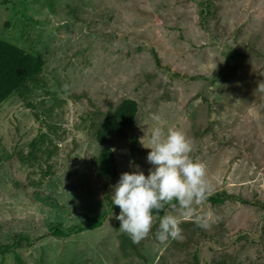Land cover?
<instances>
[{
    "label": "rangeland",
    "instance_id": "obj_1",
    "mask_svg": "<svg viewBox=\"0 0 264 264\" xmlns=\"http://www.w3.org/2000/svg\"><path fill=\"white\" fill-rule=\"evenodd\" d=\"M212 1L216 13L204 25L202 0H0V39L45 60L28 98L11 96L0 108V238L32 239L0 255V264H264V0ZM233 46L241 54L228 63ZM124 99L139 104V142L131 150L128 133L112 137L106 146L117 161L106 178L93 167L103 147L94 112ZM153 114L165 132H186L212 194L227 197L195 207L194 215L213 213L210 229L173 203L137 244L106 198L122 173L153 168L141 142L157 126ZM41 130L58 148L48 144L34 151L37 165L23 163L16 154ZM47 158L51 175L43 173ZM103 214L96 229L50 235L54 222ZM166 214L181 219L182 238L161 243Z\"/></svg>",
    "mask_w": 264,
    "mask_h": 264
},
{
    "label": "clouds",
    "instance_id": "obj_2",
    "mask_svg": "<svg viewBox=\"0 0 264 264\" xmlns=\"http://www.w3.org/2000/svg\"><path fill=\"white\" fill-rule=\"evenodd\" d=\"M157 126L152 127L147 144L151 151L147 161L153 165L149 174L139 170L124 172L114 186L112 204L121 209L115 218L121 222L120 230L127 233L133 243H140L150 233L154 217L175 201L184 215H194L196 206L212 195V186L207 178V166L193 159V141L185 131L159 126L160 117L153 114ZM146 135L148 133L146 132ZM194 222L208 230L215 223L211 211L195 214ZM181 219L166 214L159 222L157 239L164 243L169 238H182Z\"/></svg>",
    "mask_w": 264,
    "mask_h": 264
},
{
    "label": "trees",
    "instance_id": "obj_3",
    "mask_svg": "<svg viewBox=\"0 0 264 264\" xmlns=\"http://www.w3.org/2000/svg\"><path fill=\"white\" fill-rule=\"evenodd\" d=\"M200 4L201 8L199 13L203 18V24L206 25L210 21V17L215 16L214 13H216V10L212 0H202ZM230 51L232 54L231 56H228V63L236 55L241 54V50L235 46L230 48ZM44 65L45 60L39 54L30 53L24 48H21L8 40L0 39V108L2 103L11 96L26 98L31 92L28 84L29 81H37L39 79L40 74L43 72ZM222 74L224 75L225 73L222 72ZM201 77L202 76L200 75H195L194 80ZM253 77L254 75L250 76V78ZM217 79L218 77H214L213 80H210V82L214 83ZM225 84L226 83H220V86H216L217 88L220 87L218 88L220 95H222L220 89H225V87L221 86ZM216 87H214L212 91H215L217 89ZM260 98L261 96L258 94L257 99ZM139 110V104L136 100L124 99L111 110H98L94 112V116L99 119V126L95 135L96 141L98 144L103 145L98 152L99 154H97L96 160L93 161V167L98 175L111 178L115 173V164L117 161L116 152L111 147L106 146L113 136H122L124 134L127 135L128 133L130 137V149L133 150L136 148V145L139 142V136L137 133L133 134L132 131L136 127L135 124ZM40 134L41 137L39 139L31 141L29 144V150L26 153L20 151V153L18 152L16 154V157L23 163L25 162L30 165H37L40 161V156L34 155V151L41 152L48 144H54L55 149L58 148V140L54 142H47L46 137L48 134L46 132H42V130ZM55 135L57 134L55 133ZM47 159L48 170H43V173L45 175H51L53 164L50 162L49 158ZM225 197H227V195L225 191H222L210 195L207 200L218 203L219 201L225 200ZM106 199L108 200L109 205H111L114 209L119 207L113 205L112 200L109 197ZM51 200L52 199L50 198V201ZM51 203L54 204V200L51 201ZM173 203L176 202L174 201ZM55 204H57L56 201ZM168 206L169 205H165V208L161 210V212ZM105 215L106 214L88 215L83 222L77 223L73 226H66L63 221L54 222L50 226V235L56 237H66L71 235L72 232L79 233L85 229H96L103 224ZM46 237H48V235L44 234L41 236V239ZM6 239L4 241L0 238V255L2 256L10 251H13L15 247H26L30 246L32 243V239L22 233H12Z\"/></svg>",
    "mask_w": 264,
    "mask_h": 264
}]
</instances>
